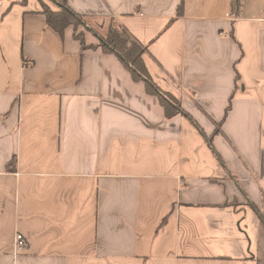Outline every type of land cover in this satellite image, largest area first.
<instances>
[{
    "label": "crops",
    "instance_id": "crops-1",
    "mask_svg": "<svg viewBox=\"0 0 264 264\" xmlns=\"http://www.w3.org/2000/svg\"><path fill=\"white\" fill-rule=\"evenodd\" d=\"M61 1L84 27L48 25ZM240 1L0 0V264H264V0ZM111 20L183 114L102 50Z\"/></svg>",
    "mask_w": 264,
    "mask_h": 264
},
{
    "label": "trees",
    "instance_id": "trees-1",
    "mask_svg": "<svg viewBox=\"0 0 264 264\" xmlns=\"http://www.w3.org/2000/svg\"><path fill=\"white\" fill-rule=\"evenodd\" d=\"M59 10H53L48 5L44 4L42 13L46 16L48 25L53 28L60 35H63L64 30L68 26H74L78 29L79 26L86 25L84 17L74 13L69 9L64 1H61ZM241 1L236 0L233 8L236 13L240 8ZM182 7V6H181ZM99 38V46L105 53L115 54L130 71L132 77L136 81H144L149 94L155 95L159 98L163 105L165 115L167 118H172L177 114H183L184 110L181 103L172 94L161 90L153 81L149 74L143 55L146 53L144 47L124 26L119 24L116 20H111L107 32L97 34ZM75 37L86 48L84 34L76 32ZM238 79V78H237ZM230 110V105L226 109V114ZM16 162L13 158L10 165ZM255 208V207H254ZM256 209V208H255ZM264 220V216L260 214Z\"/></svg>",
    "mask_w": 264,
    "mask_h": 264
},
{
    "label": "built area",
    "instance_id": "built-area-1",
    "mask_svg": "<svg viewBox=\"0 0 264 264\" xmlns=\"http://www.w3.org/2000/svg\"><path fill=\"white\" fill-rule=\"evenodd\" d=\"M15 246H16L17 252H22L28 248L29 243L26 240V238L22 234L19 233L15 237Z\"/></svg>",
    "mask_w": 264,
    "mask_h": 264
},
{
    "label": "rangeland",
    "instance_id": "rangeland-1",
    "mask_svg": "<svg viewBox=\"0 0 264 264\" xmlns=\"http://www.w3.org/2000/svg\"><path fill=\"white\" fill-rule=\"evenodd\" d=\"M51 8V7H50ZM52 9V8H51ZM82 27V26H81ZM108 27H109V24L106 26V28L103 30V31H101L102 32V35H104L106 32H107V29H108ZM262 212H263V215H264V209L262 210Z\"/></svg>",
    "mask_w": 264,
    "mask_h": 264
}]
</instances>
